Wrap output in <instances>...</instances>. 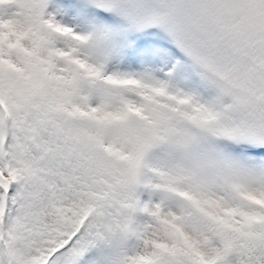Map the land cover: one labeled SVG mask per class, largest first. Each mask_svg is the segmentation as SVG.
I'll return each instance as SVG.
<instances>
[{
  "label": "snow or ice",
  "instance_id": "snow-or-ice-1",
  "mask_svg": "<svg viewBox=\"0 0 264 264\" xmlns=\"http://www.w3.org/2000/svg\"><path fill=\"white\" fill-rule=\"evenodd\" d=\"M0 264H264V0H0Z\"/></svg>",
  "mask_w": 264,
  "mask_h": 264
}]
</instances>
